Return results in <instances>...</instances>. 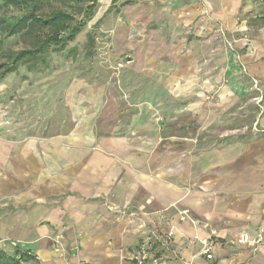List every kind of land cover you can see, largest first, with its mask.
<instances>
[{"label": "crops", "instance_id": "crops-1", "mask_svg": "<svg viewBox=\"0 0 264 264\" xmlns=\"http://www.w3.org/2000/svg\"><path fill=\"white\" fill-rule=\"evenodd\" d=\"M173 1L229 37L230 62L263 95L258 132L204 151L115 136L72 147L74 134L0 139V264H65L55 238L71 264H138L142 250L144 264H264V0Z\"/></svg>", "mask_w": 264, "mask_h": 264}, {"label": "rangeland", "instance_id": "rangeland-1", "mask_svg": "<svg viewBox=\"0 0 264 264\" xmlns=\"http://www.w3.org/2000/svg\"><path fill=\"white\" fill-rule=\"evenodd\" d=\"M112 1L98 0L92 18L73 3L42 7L43 14L63 9L83 24L68 46L76 54L51 53L49 69L22 67L0 80V139L13 145L74 134L72 147L79 136H115L158 141L151 143L155 152L204 151L258 132L261 89L230 62L234 46L219 23L175 13L173 0H119L110 9ZM23 13L0 0L1 18ZM89 34L96 40L92 57ZM26 45L22 35L0 33V64Z\"/></svg>", "mask_w": 264, "mask_h": 264}, {"label": "trees", "instance_id": "trees-1", "mask_svg": "<svg viewBox=\"0 0 264 264\" xmlns=\"http://www.w3.org/2000/svg\"><path fill=\"white\" fill-rule=\"evenodd\" d=\"M5 6H13L24 11L22 16L7 20L0 17V33L3 37L10 38L22 35L26 41V47L18 51L9 50L4 57L6 62L0 64V80L19 72L26 67L29 70L49 69L47 57L49 54H61L63 52L76 54L75 49L68 46L75 42L82 32L83 24L78 23L76 17L63 10L54 9L48 14L42 13L44 5L73 3L82 7V12L87 18L95 16L98 0H3ZM119 0H113L112 7ZM100 23V21H99ZM95 37L88 35V57L94 55ZM14 264V262H12Z\"/></svg>", "mask_w": 264, "mask_h": 264}, {"label": "built area", "instance_id": "built-area-1", "mask_svg": "<svg viewBox=\"0 0 264 264\" xmlns=\"http://www.w3.org/2000/svg\"><path fill=\"white\" fill-rule=\"evenodd\" d=\"M184 215H186V213ZM263 241H264V230L261 231V235L258 238V240L255 241V243L259 245V244H262ZM53 242H54V246H53L54 252L59 254L60 257H62L65 260L66 262L65 264H71L68 259V252L66 248L63 246V244L60 242V240L58 238H55ZM239 243L247 244V243H253V242L250 240L248 235H242L239 238ZM203 245H204V253L206 254V257L209 260H212L213 259V255H212L213 246L211 242L204 241ZM133 260L136 261L138 264H144L148 260L147 251L142 250L139 254L133 257Z\"/></svg>", "mask_w": 264, "mask_h": 264}, {"label": "bare ground", "instance_id": "bare-ground-1", "mask_svg": "<svg viewBox=\"0 0 264 264\" xmlns=\"http://www.w3.org/2000/svg\"><path fill=\"white\" fill-rule=\"evenodd\" d=\"M185 54H186V53H185ZM183 60H184V59H183ZM193 71H194V70H193ZM193 71H192V72H193Z\"/></svg>", "mask_w": 264, "mask_h": 264}]
</instances>
